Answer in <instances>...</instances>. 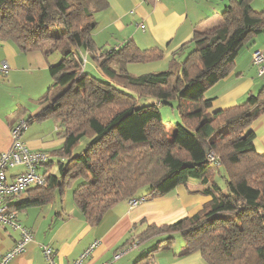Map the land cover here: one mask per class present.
Listing matches in <instances>:
<instances>
[{
	"label": "trees",
	"instance_id": "trees-1",
	"mask_svg": "<svg viewBox=\"0 0 264 264\" xmlns=\"http://www.w3.org/2000/svg\"><path fill=\"white\" fill-rule=\"evenodd\" d=\"M106 6L107 0H0V39L45 58L60 53L48 65L52 81L36 99L41 108L33 119L52 118L64 142L42 167L45 183L27 189L15 208L43 204L56 188L77 183L74 200L95 224L120 201L148 200L195 180L210 197L195 213L147 225L119 249L157 237L134 262L153 264L162 245L180 239L179 256L199 252L207 264H264V152L256 151L249 130L264 112V91L213 111L205 94L229 73L249 37L264 30V8L230 0L217 25L194 32L182 61L133 75L127 64L157 61L162 50L127 41L97 51L94 16ZM85 54L102 77L85 70ZM175 99L181 120L171 131L159 105ZM55 166L58 172H50Z\"/></svg>",
	"mask_w": 264,
	"mask_h": 264
},
{
	"label": "crops",
	"instance_id": "crops-1",
	"mask_svg": "<svg viewBox=\"0 0 264 264\" xmlns=\"http://www.w3.org/2000/svg\"><path fill=\"white\" fill-rule=\"evenodd\" d=\"M229 1L107 0L106 8L94 16L96 29L92 37L97 51L102 48L118 49L127 41L134 42L139 49H161V59H167L169 65L172 60L182 61L193 48L195 31L205 30L221 21L222 11ZM250 4L256 11L264 8V0H250ZM255 49L264 51V30L249 37L239 49L229 73L206 91V96L212 99L210 111L235 106L244 102L250 94L264 91V75H259L252 63L251 54ZM59 59L56 55L45 58L38 50L23 52L12 42L0 39V63L6 62L9 66L7 72L0 75V152L11 145V127L24 119H33L39 112L41 107L36 99L45 92L51 79L48 65ZM161 59L140 63L156 64L145 72L155 73L166 69L162 68L166 63L160 62ZM90 63L92 66L94 60ZM126 68L131 74L130 67ZM249 130L255 134L256 151L263 153L264 112L250 124ZM21 140L32 150L50 154L64 142L52 118L33 119L22 132ZM22 169L16 166L8 169L7 173L10 176ZM191 182L133 208L129 207L127 200L120 201L104 212L95 224L85 219L74 200L77 183L66 189L58 187L49 201L18 210V220L33 232V241L9 264H46L40 247L42 244L56 251L57 264H72L95 243L82 264H100L110 260L116 251L122 249L119 247L133 242L135 235L147 225L170 224L195 213L210 197L200 192L203 186L198 181L196 184ZM26 196L27 192L15 202L26 199ZM0 229L2 254L13 246L19 233L8 226L0 225ZM156 239L151 238L124 250L112 264H134L147 253ZM182 245L180 239L170 246L162 245L152 261L156 264H207L199 252L179 256Z\"/></svg>",
	"mask_w": 264,
	"mask_h": 264
},
{
	"label": "built area",
	"instance_id": "built-area-1",
	"mask_svg": "<svg viewBox=\"0 0 264 264\" xmlns=\"http://www.w3.org/2000/svg\"><path fill=\"white\" fill-rule=\"evenodd\" d=\"M251 56L257 73L264 75V51L255 49ZM8 67L6 62H1L0 75L6 73ZM26 127L27 125L24 121L12 126L10 129L11 145L6 151L0 152V225L8 226L19 233L13 246L0 254V264H9L15 256L21 254L27 245L33 241V232L19 222L18 211L13 203L27 189L38 187L45 183L42 167L51 158L50 153L32 150L21 140V134ZM210 158L212 159L213 157L210 156ZM16 166H21L23 169L9 176L7 170ZM144 201H146L145 197H132L127 200V203L130 208H133ZM95 244L86 249L72 264H82L84 258L88 256ZM134 246H136V242L132 246L116 251L110 260L100 264H112L124 250ZM40 247L46 264H57L55 260L56 251L46 244H42ZM153 264L156 263L154 262Z\"/></svg>",
	"mask_w": 264,
	"mask_h": 264
},
{
	"label": "rangeland",
	"instance_id": "rangeland-1",
	"mask_svg": "<svg viewBox=\"0 0 264 264\" xmlns=\"http://www.w3.org/2000/svg\"><path fill=\"white\" fill-rule=\"evenodd\" d=\"M96 29V28H95ZM53 56H57V57H60V53L55 51L53 52L52 54ZM88 56V55H87ZM91 60L93 61V58L89 55L87 57V63H85V68L88 72H90L91 74L95 75V76H98V77H102V74L100 73V71L97 69V67L95 66V64H92V66H90V62ZM86 62V61H85ZM160 62H164L166 63L165 67L163 66L162 68H167L168 66V60L163 58L160 60ZM159 63V62H157ZM131 65V66H130ZM128 66V69L129 71L131 72V74L133 75H139V74H142V73H145V72H148V70H150V68L153 66V65H156V64H151V63H138V64H130ZM161 68V69H162ZM163 70V69H162ZM161 71V70H160ZM51 79H50V83H51ZM49 83V84H50ZM28 90V89H26ZM33 91H35V88H32ZM28 106L30 104H27ZM159 110L161 112V116H162V119L163 121H165V125L167 127V129H170L171 131L173 130L174 128V125L177 123V122H180V114H179V111L177 110V106H176V99L172 101V105H159ZM51 122V121H50ZM52 125V124H51ZM92 136V134L90 132H87L86 136H85V139H89L90 137ZM52 160H55V159H52ZM17 169V168H16ZM52 173H57L58 172V168H52L51 171ZM215 180L219 183L220 186H224V180L223 178L216 174L215 175ZM192 184H196L197 182L195 180H193V182H191ZM67 187H63L62 189H66ZM59 194H57L58 196ZM25 196V192L21 193L19 195L20 198H23ZM32 209H36V207H32ZM31 209V210H32ZM30 210V211H31ZM20 214V213H19ZM20 222V221H19ZM21 223V222H20ZM22 224V223H21ZM13 230V229H12ZM1 231V229H0ZM14 231H17V230H14ZM15 234V233H14ZM1 240V239H0ZM116 261V260H115ZM114 261V262H115Z\"/></svg>",
	"mask_w": 264,
	"mask_h": 264
}]
</instances>
